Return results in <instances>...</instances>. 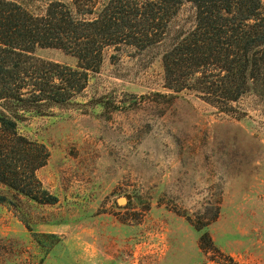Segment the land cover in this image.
<instances>
[{
    "label": "rangeland",
    "instance_id": "374dc122",
    "mask_svg": "<svg viewBox=\"0 0 264 264\" xmlns=\"http://www.w3.org/2000/svg\"><path fill=\"white\" fill-rule=\"evenodd\" d=\"M10 1L75 12L72 0ZM194 24L183 0L158 43L107 46L68 102H0L47 147L36 175L57 197L39 203L0 183V264H264V98L250 88L224 111L165 86L162 56ZM32 56L77 61L56 47Z\"/></svg>",
    "mask_w": 264,
    "mask_h": 264
},
{
    "label": "trees",
    "instance_id": "16d2710c",
    "mask_svg": "<svg viewBox=\"0 0 264 264\" xmlns=\"http://www.w3.org/2000/svg\"><path fill=\"white\" fill-rule=\"evenodd\" d=\"M188 1L195 24L162 56L165 86L193 91L224 111L250 88L264 98V0ZM182 2L72 0V12L53 1L34 15L0 0V102H68L85 88L89 72L98 70L107 46L158 43ZM36 46L62 49L75 56L76 66L37 59ZM48 157L47 147L19 134L15 120L0 109V183L36 202H57L36 175ZM203 238L211 242L207 233Z\"/></svg>",
    "mask_w": 264,
    "mask_h": 264
},
{
    "label": "water",
    "instance_id": "95a60500",
    "mask_svg": "<svg viewBox=\"0 0 264 264\" xmlns=\"http://www.w3.org/2000/svg\"><path fill=\"white\" fill-rule=\"evenodd\" d=\"M128 197H129V195H126V198H128ZM118 201H119V202H124V201H125V198L122 197V198H120Z\"/></svg>",
    "mask_w": 264,
    "mask_h": 264
}]
</instances>
